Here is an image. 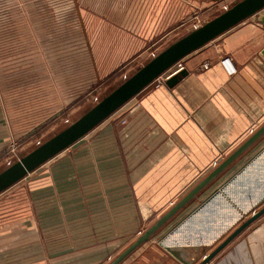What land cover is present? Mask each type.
<instances>
[{
  "label": "crops",
  "instance_id": "0c3cea01",
  "mask_svg": "<svg viewBox=\"0 0 264 264\" xmlns=\"http://www.w3.org/2000/svg\"><path fill=\"white\" fill-rule=\"evenodd\" d=\"M183 1L188 8L194 5ZM194 1L199 2L196 8H209L219 2ZM110 2L103 17L85 20L86 31L81 34L89 41L88 56H93L98 65L94 73L100 76L143 56L184 19L176 17L174 8L166 9L173 5V0ZM163 8L164 14L155 17V12ZM219 39L224 41L221 46ZM262 49L264 25L250 17L182 59L181 70L186 73L176 84H150L138 93L135 105L128 106L129 112L125 113L130 122L120 136L124 148L121 151L127 159L123 167L133 170V176L130 174L124 181L131 188L127 187V198L135 197L148 212L153 210L152 214L165 213L251 135V125L258 128L264 124ZM73 50V60L76 56L78 61L79 44ZM223 56L230 57L236 69L234 74L228 75L222 67ZM59 61V69L45 67L35 83L29 74L23 84H10V80L5 84L0 79V154L10 138L28 132L33 124L41 123L62 105L73 104L81 92L96 85L79 84V69L65 70L63 56ZM54 62L48 58L43 63ZM204 63H208L207 68ZM261 145L264 142L255 150ZM107 195H111V189ZM196 204H188L182 215ZM204 216L199 217L201 222ZM251 235L254 241L250 240ZM261 235L264 237V223L254 227L246 239L231 241L216 264H264ZM121 244L122 241L108 239L90 245L71 254L67 264H107ZM120 264L182 263L150 239Z\"/></svg>",
  "mask_w": 264,
  "mask_h": 264
},
{
  "label": "rangeland",
  "instance_id": "374dc122",
  "mask_svg": "<svg viewBox=\"0 0 264 264\" xmlns=\"http://www.w3.org/2000/svg\"><path fill=\"white\" fill-rule=\"evenodd\" d=\"M173 1V5L166 9L174 8L176 17L184 18L181 25L165 34L137 60L100 76L94 73L98 65L93 56H88L89 41L81 34L86 31L85 20L88 17H103L104 8L111 7L110 0H0V79L5 80V84L9 80L10 84H23L28 74L31 82L35 83L45 67L60 68L61 56L65 70L79 69V84H96L92 89L81 92L80 98L73 104L62 105L41 123L33 124L28 132L10 138L5 151L0 154V170L76 120L102 95L124 81L164 47L195 25H201L220 14L236 0L219 1L209 8L194 7L199 6V2L194 0H187L190 5L194 4L189 8L183 0ZM164 12L165 8L154 15L161 17ZM261 14H264V9L252 17L257 19ZM77 44L78 61L76 56L73 60L71 54L75 52L73 49ZM46 58L56 62L46 65L43 63ZM159 83L153 81L151 84ZM139 94L71 146L0 193V264H67L71 254L90 245L108 239L122 241L112 260L161 216L163 212L152 214L153 210L148 212L135 197L126 196L127 187L129 189L130 186L124 181L128 180L126 177L130 174L133 176V170L123 167V164L126 167L124 161L127 159L121 151L124 148L120 136L130 122L125 116L126 111L129 112L128 106L135 105V98ZM261 142H264V137L189 204L199 203L200 196L210 192ZM109 189L111 195L108 197ZM184 210H180L151 239L157 242L185 215H182ZM243 221L206 253L214 250ZM255 221L234 241L246 239L254 227L264 223V217ZM259 239L264 240V237L261 235ZM250 240H255L253 235ZM221 253L222 250L211 260V264H216ZM58 258L64 260L58 261Z\"/></svg>",
  "mask_w": 264,
  "mask_h": 264
},
{
  "label": "water",
  "instance_id": "95a60500",
  "mask_svg": "<svg viewBox=\"0 0 264 264\" xmlns=\"http://www.w3.org/2000/svg\"><path fill=\"white\" fill-rule=\"evenodd\" d=\"M262 9L264 0H236L220 14L194 27L164 47L124 81L102 95L72 123L1 169L0 193L85 136L177 62L244 20L255 16ZM257 20L264 25V14L257 16ZM260 55L264 58V49ZM185 73V70H181L171 76L166 80V85L173 86ZM262 137L264 124L107 264H120L139 246L150 240L160 228ZM246 178L247 181L244 182ZM262 205H264V145L248 156L205 198L173 224L158 238L157 243L182 264H195L201 257L203 258L197 264H211V260L236 236L264 215ZM203 215L205 218L201 222L199 217ZM247 215L250 217L243 221ZM241 221L242 224L214 250L206 253ZM191 222L194 224L191 225Z\"/></svg>",
  "mask_w": 264,
  "mask_h": 264
},
{
  "label": "built area",
  "instance_id": "2783aa9c",
  "mask_svg": "<svg viewBox=\"0 0 264 264\" xmlns=\"http://www.w3.org/2000/svg\"><path fill=\"white\" fill-rule=\"evenodd\" d=\"M196 26H198V25H195L194 27H196ZM223 42L224 41L222 39H219L217 41V43L220 46L223 44ZM221 50H222V48H221ZM220 63H221L222 67L224 68V70L226 71V73L228 75H232V74H234L236 72L235 66L233 65V63H232V61H231V59H230L229 56H223L220 59ZM203 67L204 68H207L208 67V63H204L203 64ZM182 68L183 67L181 65V61H179L175 65H173L170 69H168L166 72H164L163 74H161L155 81H158L160 83H165L168 78H170L171 76L177 74ZM163 76H165V77L162 78ZM256 128H257V125H255V124L254 125H251L249 127V129H248V133L252 134L256 130Z\"/></svg>",
  "mask_w": 264,
  "mask_h": 264
},
{
  "label": "bare ground",
  "instance_id": "6f19581e",
  "mask_svg": "<svg viewBox=\"0 0 264 264\" xmlns=\"http://www.w3.org/2000/svg\"><path fill=\"white\" fill-rule=\"evenodd\" d=\"M259 168H260V167H258V169H259ZM258 169H257V170H258ZM247 178H248V177H247ZM247 178H246V179H247Z\"/></svg>",
  "mask_w": 264,
  "mask_h": 264
},
{
  "label": "flooded vegetation",
  "instance_id": "af4514ba",
  "mask_svg": "<svg viewBox=\"0 0 264 264\" xmlns=\"http://www.w3.org/2000/svg\"><path fill=\"white\" fill-rule=\"evenodd\" d=\"M262 216H264V215H262Z\"/></svg>",
  "mask_w": 264,
  "mask_h": 264
}]
</instances>
